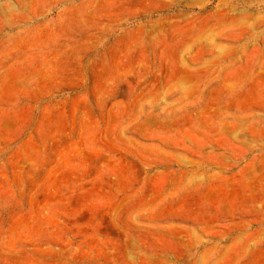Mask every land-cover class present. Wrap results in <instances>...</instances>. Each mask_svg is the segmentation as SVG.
<instances>
[{"label": "rangeland", "instance_id": "rangeland-1", "mask_svg": "<svg viewBox=\"0 0 264 264\" xmlns=\"http://www.w3.org/2000/svg\"><path fill=\"white\" fill-rule=\"evenodd\" d=\"M0 264H264V0H0Z\"/></svg>", "mask_w": 264, "mask_h": 264}]
</instances>
